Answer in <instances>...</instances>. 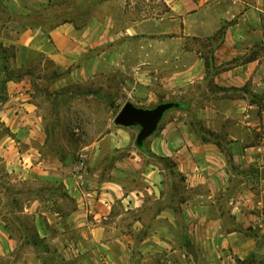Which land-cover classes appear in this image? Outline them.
I'll list each match as a JSON object with an SVG mask.
<instances>
[{
    "label": "crops",
    "instance_id": "crops-1",
    "mask_svg": "<svg viewBox=\"0 0 264 264\" xmlns=\"http://www.w3.org/2000/svg\"><path fill=\"white\" fill-rule=\"evenodd\" d=\"M147 1L81 0L87 6L50 28L1 30L0 43L14 51L10 70L33 67L29 55L39 54L68 70L56 88L91 91L67 93L75 101L68 112L88 117L87 129L103 83L115 100L104 105L116 113L127 101L182 106L145 140L149 155L132 142L135 127L109 124L75 160H60L49 150L34 78L5 80L0 69V163L26 188L8 194L26 196L18 209L0 192V262L33 249L8 229L7 212L29 216L43 242L59 243L47 227L74 233L55 244L72 264H147L155 256L156 264H264V0H156L148 17ZM204 40L213 47L207 65ZM33 181L60 185L57 202L65 194L74 208L64 215L58 205L42 207L38 194L28 198Z\"/></svg>",
    "mask_w": 264,
    "mask_h": 264
},
{
    "label": "rangeland",
    "instance_id": "rangeland-1",
    "mask_svg": "<svg viewBox=\"0 0 264 264\" xmlns=\"http://www.w3.org/2000/svg\"><path fill=\"white\" fill-rule=\"evenodd\" d=\"M0 1V32L4 27H6L7 24H13L15 28L37 24H42L43 27L50 28L61 22L63 19L71 17L74 8L78 11L80 6L83 7L87 6L86 4H88L80 2L81 0H78L75 3H73L72 0H11V3H7L9 0ZM156 5L160 6L161 4L160 2L156 3V0H149L146 2L145 14L147 17L151 16L152 8H156ZM74 17L76 20H80L82 18L81 13L79 12H76ZM6 33L7 32H5L3 35H6ZM4 37L8 39V37ZM192 43L193 41L189 40L188 44L192 45ZM200 44L206 54L209 51L212 52L213 47L209 42L204 40L200 41L198 45ZM263 52V49L258 50V53L260 54ZM29 56L33 60V67H36L33 69V78L35 83H37L35 84L37 85L36 97L39 106L45 113V123L48 126L50 145L62 146L66 153L73 154L76 159L79 156V153L82 151L84 144L103 134L107 129V125H116L114 123V118L117 114L116 108L112 107V109L109 110L104 105V103L109 105V102L114 104L115 100L113 98L107 99L104 96L105 93H108L105 83L102 85H97L98 88L96 90L101 91L104 94L97 99V104L94 107L96 112L94 116V119H96V124L93 128L91 127V129H87L85 123L88 121V117L78 115L72 116L68 112V108L73 107L75 103L72 96L68 97L67 92L64 93L61 89V86L56 88V86H54V84L52 85V82L48 80L50 79L49 76L55 69V66L48 65L46 61L41 59L43 57L39 54H30ZM39 65L42 67H39ZM44 67H46V70L43 69ZM44 73L45 76H43ZM117 92L119 91L117 90ZM76 103H78V101H76ZM78 104L83 106L84 103L81 101ZM92 118L93 117H91V119ZM137 133L138 128L135 127V132L132 135V142L134 144ZM69 158L70 157L68 156L66 159ZM9 178L10 177L8 174L5 173V166L0 163V192H3L4 190V195L1 196L2 203H4L5 206H11L18 209L21 206L20 204L25 201L26 196H13V200L9 199V196L16 192H24L26 188L24 184L19 185L16 182H11ZM35 182L36 181H33L32 184L27 186V189L30 190V194L27 191L28 198H37L35 194H38L39 198H42V200L40 199L42 202V207L55 209L56 205H58L59 208L62 209L60 210L63 211L64 215H67L69 211L74 208L73 202L69 198H64L63 202H57L56 194L58 193L60 196L62 193L60 185L56 188L55 184ZM152 214L153 213L150 212L148 213V216L151 218ZM4 217L6 219L8 229L16 237H19L20 233H22L23 226L29 228V226L32 225L29 216L15 214V217H19L18 220H15L9 213L4 212ZM42 217L45 219V216ZM49 217L51 218L50 215ZM18 223H21V226H18ZM33 229L37 231L34 225ZM47 230L51 237L59 236V243H50L46 240L42 243H39L42 245L40 247H47V254L44 249H37L36 247H33V249H30L26 252L24 259L21 256L17 259V261H14L15 263H11L9 260H4L1 261L0 264H24V262L27 264H72L71 260H67L66 258L62 257L61 253L58 252L56 245H60L63 239L74 237L75 234L67 228H64L60 235L56 234V228L47 227ZM28 236L32 238L34 237L33 230L28 232ZM64 245L66 247V244ZM154 247L156 248V244ZM145 261L147 264H156V256Z\"/></svg>",
    "mask_w": 264,
    "mask_h": 264
},
{
    "label": "trees",
    "instance_id": "trees-1",
    "mask_svg": "<svg viewBox=\"0 0 264 264\" xmlns=\"http://www.w3.org/2000/svg\"><path fill=\"white\" fill-rule=\"evenodd\" d=\"M192 40L194 41H198V39L196 38H192ZM201 46V44H200ZM202 47V46H201ZM9 56H14V51H13V48H9V47H4L2 46V44L0 43V59L2 60V63H1V66H0V69L1 71L3 72L4 76H5V80H8V79H12V78H20L21 76H25V75H29L31 77H33V69H35L36 67H29L25 70H10L9 67H8V57ZM202 57L204 58V60L206 61V65L208 63V61L212 58V54H211V51H209L207 54L205 53L204 55L202 54ZM253 58V55H251L250 57L246 58L245 60H251ZM43 59V58H41ZM41 61V60H40ZM44 61H46L48 63V65H51V66H55V64L50 60V59H45ZM46 67H44L43 69H45ZM68 70H60L59 68H57L55 66V69L51 72L49 78L48 79L49 81L53 82L55 80H57L58 78L64 76L65 74H67ZM43 76H45V73L43 74ZM34 87L37 89V85L34 84ZM63 92H67V93H88V92H91V91H80L78 89H74L72 86H68V87H65L62 89ZM259 102V100H258ZM109 104L111 105L112 103L109 102ZM178 106L181 107L182 104L181 103H178ZM264 104H262V106L260 107H263ZM49 137V136H48ZM136 147L141 150L142 152L146 153V154H150L147 149L145 148V141L142 145L140 146H137ZM49 150L51 152H54L55 154H57L60 158V160H65L66 157H70L72 160H75V157L73 154H69V153H66L64 148L62 146H58V145H50L49 146ZM64 197L65 198H69L67 195L64 194ZM70 199V198H69ZM71 200V199H70ZM13 219H19V217H15V215L13 216ZM12 219V220H13ZM14 220V222H15ZM18 226H21V223L19 224L18 223ZM33 230V233H34V237H30L28 236V232ZM20 238H22L26 244H29L33 247H36L37 249L41 248V249H44L47 250V247H40L42 245H40L39 243H42L43 240L39 238L38 236V233L36 232L35 229H33V226H29L26 227V226H23V229H22V233H20ZM44 246V245H43Z\"/></svg>",
    "mask_w": 264,
    "mask_h": 264
},
{
    "label": "water",
    "instance_id": "water-1",
    "mask_svg": "<svg viewBox=\"0 0 264 264\" xmlns=\"http://www.w3.org/2000/svg\"><path fill=\"white\" fill-rule=\"evenodd\" d=\"M177 105L175 102L167 101L158 103L153 108H142L127 101L116 114L114 123L123 127H137L135 145L140 146L156 131L164 113ZM261 178L264 179V170L261 171ZM187 251L194 255L190 250Z\"/></svg>",
    "mask_w": 264,
    "mask_h": 264
},
{
    "label": "built area",
    "instance_id": "built-area-1",
    "mask_svg": "<svg viewBox=\"0 0 264 264\" xmlns=\"http://www.w3.org/2000/svg\"><path fill=\"white\" fill-rule=\"evenodd\" d=\"M81 159H80V161L76 164V166H75V170L76 171H79L80 170V168L82 167V164H83V162H82V157H80ZM80 177H77V183H78V186H81V183H80Z\"/></svg>",
    "mask_w": 264,
    "mask_h": 264
}]
</instances>
